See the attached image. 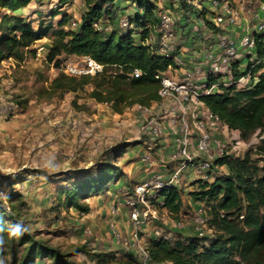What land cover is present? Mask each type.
Masks as SVG:
<instances>
[{
  "label": "trees",
  "instance_id": "1",
  "mask_svg": "<svg viewBox=\"0 0 264 264\" xmlns=\"http://www.w3.org/2000/svg\"><path fill=\"white\" fill-rule=\"evenodd\" d=\"M34 1L0 0V11L8 12L0 18V62L12 59L19 64L28 57L36 58V50L32 46L49 38L45 61L60 72L39 91L40 98L51 100L56 95L84 92L87 99L107 105L112 113L118 115L134 106L149 109L161 102L159 91L162 85L156 77L175 65L172 58L160 56L152 49L157 38L160 0H82L84 11L74 30L67 28L70 17L65 14L56 27L51 23H40L38 29L14 14ZM56 1L57 7L51 12V18L75 0ZM176 1L185 12H192L208 28L215 30L206 19V8L196 9L184 0ZM254 1L264 6V0ZM121 3L125 7L120 9ZM129 8L134 16L127 17L129 28L122 30L118 28L120 20L116 19V12ZM260 13L264 18V9ZM97 22L102 28L109 26L110 30L95 29L93 25ZM255 41L258 57L262 59L264 34L256 35ZM69 57H89L102 66V72L95 76H68L63 72V65ZM262 67L263 63H260L257 70ZM135 72H138V77H135ZM200 100L228 129L237 131L241 141H247L256 132L261 137L242 157L224 155L214 159L212 166L217 171L224 168L225 173H215L212 181H193L192 186L196 189L189 193L190 197L202 203L206 227L212 235L180 236L173 242L153 237L147 244L150 261L152 264H262L257 258L264 249V72L249 90L224 88ZM24 104L16 103V106ZM71 105L81 110L76 100ZM125 149L123 145L113 146L91 171L82 173L68 187L61 188L59 205L82 215L88 214L86 201L108 191L120 176L116 161ZM24 178L19 175L9 182L11 186L23 184ZM181 193L175 186H166L156 195L162 203L159 206L157 202V206L176 220L183 208ZM21 196L12 193L8 199L20 200ZM13 220L0 208L2 235L16 229ZM21 244L26 247L20 264H70L65 259L66 255L25 233L21 234ZM78 252L91 255V260L99 259L100 264L112 262L113 258L110 253H88L84 249ZM122 255L128 258L127 264L137 263L133 251L122 252Z\"/></svg>",
  "mask_w": 264,
  "mask_h": 264
},
{
  "label": "rangeland",
  "instance_id": "2",
  "mask_svg": "<svg viewBox=\"0 0 264 264\" xmlns=\"http://www.w3.org/2000/svg\"><path fill=\"white\" fill-rule=\"evenodd\" d=\"M173 1L176 2L160 0L159 7L174 12V5H177V2ZM203 4L202 8L207 6L206 2ZM56 7L57 1L35 0L29 8L18 15L32 23L34 29H38L40 23L43 25L51 23L56 27L62 13L70 15V24L72 21H77L76 19L84 11L82 0H75L51 18L50 14ZM126 10L117 11L116 19L134 16L133 12H126ZM259 14L262 17V14ZM113 26L114 24H111V27ZM67 28L70 29L69 26ZM176 43L178 44L177 41ZM47 45V39L37 44L36 47L43 48V52L42 56L36 60L28 57L19 64L12 59L0 62V90H2L0 208L7 216H12L16 223V229L13 232L7 235L0 233V264H20L26 247L25 244H21L22 233L66 255L65 259L70 264H100L99 259L91 260V255L78 252L81 249L95 254L110 253L113 256L112 262L107 264H127L128 258L123 257L122 252L128 250L121 248L108 250L101 246L97 248L92 246L94 245L93 235L86 230V227L78 226V216L83 217L75 210L59 205L58 192L61 188L68 187L72 180L81 176L82 173L91 171L104 153L115 145H123L126 149L127 145L132 147L141 145L143 152L151 151L160 170V167L168 163L169 159L164 160L161 154H157V151L161 149L158 142L160 140L153 142L147 137H142L140 127L146 119L162 120L164 118L159 114V109L148 110L139 106L131 107L123 114L112 117L113 114L107 105L96 104L87 99L84 92L78 95L72 93L56 95L51 100L40 98L39 91L47 87L60 72V69L46 64ZM73 60L74 58L69 57L64 64H69ZM73 100H76L81 110L72 107ZM23 102L25 104L22 107L16 106V103ZM260 137L261 135L256 132L247 141H241L243 148L240 157L250 146L256 145ZM126 149L116 161L120 167V176L116 181L125 176L122 163L126 158L124 156L127 154ZM137 160L138 158L134 161ZM177 165L170 163L173 170ZM215 171L216 174L225 173L224 168ZM190 174H193L196 180L192 171L189 174L182 173L179 178L183 203L179 218L173 219L165 210H159L158 213L159 220L156 226L163 234L168 235L172 242L182 235H174L170 230L164 229L165 224H169L170 220L179 224V226L175 224L177 228L181 226L180 229L183 227L187 231L188 234L184 237L212 235L207 227H197V219L200 216L204 217L205 209L202 203L190 197V192L187 190L190 186L187 176ZM19 175L25 177V183L11 186L9 179ZM125 183L129 184L127 186L129 192L136 184L130 181ZM195 189L196 187L192 191ZM12 193L22 195L21 199L9 200L8 197ZM61 199L64 200L63 197ZM112 222L114 223L109 221L108 224ZM137 235L139 239L140 232ZM140 245L144 246V244ZM133 253L137 262L133 264H139L141 259L139 253L134 251ZM257 260L264 264V249Z\"/></svg>",
  "mask_w": 264,
  "mask_h": 264
},
{
  "label": "built area",
  "instance_id": "3",
  "mask_svg": "<svg viewBox=\"0 0 264 264\" xmlns=\"http://www.w3.org/2000/svg\"><path fill=\"white\" fill-rule=\"evenodd\" d=\"M184 1L201 10L206 2V19L215 30L208 28L192 12H185L184 7L174 5V12L159 8L157 38L152 49L160 56L172 58L175 67H169L156 77L162 85L159 96L160 103L165 106L160 107L159 114L164 119L144 120L140 133L151 141L160 140L168 133L172 138L173 150L168 157L169 162L162 165L159 172L137 183L131 192L122 193L123 204L132 224V237L123 238L113 222L108 224L113 238L121 246L139 253V264H152L147 246L138 243L137 233L144 225L154 226V238L170 240L156 226L161 210L159 206L162 205L156 196L158 191L166 186H175L180 190L179 178L187 168L194 172L196 180L211 181L217 169L212 166L214 159L224 155L240 157L242 152L239 133L228 129L200 99L221 92L224 88L249 90L264 72V57H258L255 41L256 35L264 34V18L259 14L264 9L262 4L254 0ZM184 25H190L187 37L179 31ZM68 26L74 30L78 21H72ZM93 27L110 30L109 26L102 28L100 22L94 23ZM119 27L122 30L129 28L127 17L120 19ZM187 38L197 40L191 49L183 45ZM262 47L264 49V42ZM35 50L36 58H40L43 48L36 47ZM260 63H263V67L257 70ZM63 72L68 76H95L102 72V66L89 57L74 58L63 65ZM134 75L138 77V72ZM193 134L196 135L195 154L191 152ZM153 160L151 151H145L140 158L146 168L152 167ZM170 163L178 165L173 170ZM115 211L112 210V215ZM197 223V227H206L205 215L200 216Z\"/></svg>",
  "mask_w": 264,
  "mask_h": 264
},
{
  "label": "crops",
  "instance_id": "4",
  "mask_svg": "<svg viewBox=\"0 0 264 264\" xmlns=\"http://www.w3.org/2000/svg\"><path fill=\"white\" fill-rule=\"evenodd\" d=\"M29 6L18 11V12H16V13H14V14L19 16L18 14L25 11L27 8H29ZM203 6H204V4H203ZM123 7H125V4H122V3L119 4L120 9ZM205 7H206V5H205ZM126 12H133V10L131 8H129L126 10ZM6 13L8 14V12H6V11H0L1 16H3ZM64 14L65 13H62L61 17ZM1 16H0V18H1ZM68 16L70 17V15H68ZM76 20L79 22L80 17L77 18ZM189 30H190L189 25H184V26H181V30H179V31H180V33L184 34V36L187 37V35L189 36V34H190ZM46 39L48 41V45H47V49H48L50 46L49 38H44V39L38 41L37 43H35V45L32 46V49H36L37 44H40L41 42H43ZM194 43H197L196 38H191L189 40L187 38L186 43H183V45H186L191 49V47ZM196 47H197V45H196ZM34 60H36V58H34ZM11 65H13V64H11ZM1 97H2V90H0V98ZM98 106H100V105H98ZM164 106H165L164 103L153 104L148 110L154 109V108L160 109V107H164ZM111 114H113L112 117L119 116L118 114L112 113V111H111ZM158 142H159V145L161 146V149H159L157 151V154H159V155L161 154V157L163 156V159L166 160L173 150L172 138L168 133H166L165 136L163 137V139L162 140L160 139V141H158ZM126 147H128L126 149L127 154L124 155V156H126V158L124 159V161L122 163V168H123V172H124L125 176L124 177L122 176L118 181L111 184L108 191H106L105 193L89 198L86 201V203L89 206V213L82 216L83 218L78 216V219H79L78 226H80V228H81V226H82V228L86 227V230H88L90 232V234L93 235V238H94L93 244L94 245H92V246H94L96 248L98 246L99 247L101 246L102 248L108 249V250L109 249H120V248L126 249V248H123V246H121L113 238L112 233L108 227V222L114 221L116 228L122 237H126V239L132 237V234H133L132 224H131L130 219H129V213L123 204V194L122 193L124 191H129V188L127 187L129 184L126 185L125 182L130 181V183L136 182V184H137V183L141 182V180L147 179L149 176L154 174V172H159V167L157 166L156 160H153V165L150 168H146V166H144L141 163L140 158H141L142 154L144 153L143 147L141 145L137 144L133 147L129 145ZM130 148H131V151H129ZM196 151H197L196 150V135L193 134L192 138H191V152H192V154H195ZM137 158H138V160L134 161ZM163 159H162V161H163ZM190 172H191L190 169L187 168L184 173L189 174ZM132 179H134V180L132 181ZM187 179H188V183L190 184V186L187 190H188V192H191L194 188L191 184L195 180L193 177V174H190L189 176H187ZM113 209L116 210L114 215H112ZM76 213H78V212H76ZM175 224L177 226H179V224L170 220L169 224H165L164 229L170 230L172 232L171 234H174V235L176 234V235L185 236L188 234L187 231H185L183 227H182V229H180L181 226L177 228ZM153 227H154L153 225H144L142 227V230L140 231L141 235H139L140 237L138 239L139 244H144V246H147L149 241L153 238V232H152ZM79 232H80V229H79ZM84 232H86V231H84ZM126 250H128V249H126Z\"/></svg>",
  "mask_w": 264,
  "mask_h": 264
}]
</instances>
